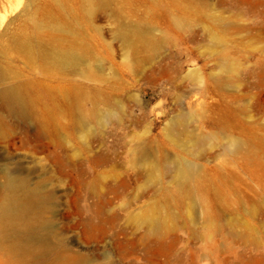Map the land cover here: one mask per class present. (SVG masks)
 Returning a JSON list of instances; mask_svg holds the SVG:
<instances>
[{
    "label": "rangeland",
    "instance_id": "obj_1",
    "mask_svg": "<svg viewBox=\"0 0 264 264\" xmlns=\"http://www.w3.org/2000/svg\"><path fill=\"white\" fill-rule=\"evenodd\" d=\"M7 86L0 176L57 248L0 264H264V0H0Z\"/></svg>",
    "mask_w": 264,
    "mask_h": 264
},
{
    "label": "bare ground",
    "instance_id": "obj_2",
    "mask_svg": "<svg viewBox=\"0 0 264 264\" xmlns=\"http://www.w3.org/2000/svg\"><path fill=\"white\" fill-rule=\"evenodd\" d=\"M131 31L133 30L118 29L119 35L125 39ZM135 31L139 32L138 29ZM18 43L29 48L27 39H20ZM79 56V50L73 46H56L52 50L51 61L61 65H74ZM0 97L10 108L17 109L20 113L25 111L24 98L16 87L0 88ZM175 166L180 185L188 184L195 174L194 164L176 159ZM1 173L0 247L3 252L8 258L25 259L57 248V243L50 239L48 221L42 215L49 203V196L37 185L29 184L24 176L13 169H2Z\"/></svg>",
    "mask_w": 264,
    "mask_h": 264
}]
</instances>
